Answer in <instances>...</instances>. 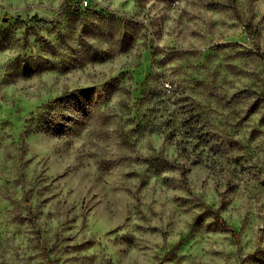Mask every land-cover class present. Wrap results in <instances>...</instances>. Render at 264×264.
<instances>
[{"label":"rangeland","instance_id":"rangeland-1","mask_svg":"<svg viewBox=\"0 0 264 264\" xmlns=\"http://www.w3.org/2000/svg\"><path fill=\"white\" fill-rule=\"evenodd\" d=\"M0 264H264V0H0Z\"/></svg>","mask_w":264,"mask_h":264},{"label":"trees","instance_id":"trees-1","mask_svg":"<svg viewBox=\"0 0 264 264\" xmlns=\"http://www.w3.org/2000/svg\"><path fill=\"white\" fill-rule=\"evenodd\" d=\"M216 219H217V218H216ZM224 227L227 228V229H229V227H228L227 225H225V224H224Z\"/></svg>","mask_w":264,"mask_h":264},{"label":"built area","instance_id":"built-area-1","mask_svg":"<svg viewBox=\"0 0 264 264\" xmlns=\"http://www.w3.org/2000/svg\"><path fill=\"white\" fill-rule=\"evenodd\" d=\"M85 5H86V3H85Z\"/></svg>","mask_w":264,"mask_h":264}]
</instances>
